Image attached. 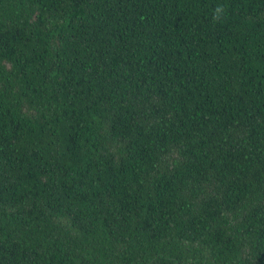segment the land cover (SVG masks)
Instances as JSON below:
<instances>
[{
	"label": "trees",
	"instance_id": "16d2710c",
	"mask_svg": "<svg viewBox=\"0 0 264 264\" xmlns=\"http://www.w3.org/2000/svg\"><path fill=\"white\" fill-rule=\"evenodd\" d=\"M0 264H264V0H0Z\"/></svg>",
	"mask_w": 264,
	"mask_h": 264
},
{
	"label": "clouds",
	"instance_id": "9594fccd",
	"mask_svg": "<svg viewBox=\"0 0 264 264\" xmlns=\"http://www.w3.org/2000/svg\"><path fill=\"white\" fill-rule=\"evenodd\" d=\"M226 17V6L223 4H217L212 12V20L216 23H220Z\"/></svg>",
	"mask_w": 264,
	"mask_h": 264
}]
</instances>
